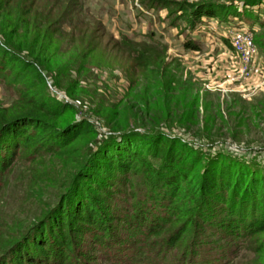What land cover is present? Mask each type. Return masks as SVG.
<instances>
[{"label":"trees","instance_id":"16d2710c","mask_svg":"<svg viewBox=\"0 0 264 264\" xmlns=\"http://www.w3.org/2000/svg\"><path fill=\"white\" fill-rule=\"evenodd\" d=\"M3 1L0 0V36L4 41H0V80L5 86H19L22 102L17 109L0 110V194L12 187L29 198L40 214L26 222L22 220L17 225L19 229L0 238V264H86L81 253V257H72L77 253L74 244L84 238L109 255L114 251L112 245L118 242V236L112 233L113 225L122 222L107 209L115 179L144 168L148 171L153 192L149 198L154 207H164L166 213L175 215V221L184 214L190 215L188 221L180 222L177 228L173 226L172 231L168 229L171 217L158 216V211L152 214L140 211L132 220L143 238L141 246L156 239L153 250L159 249L161 254L155 256L159 260L162 250L166 251L162 249L167 246L166 236L173 249L193 230L191 238L195 243L206 225L218 228L226 236L264 233L261 171L247 173L245 167L234 169L225 165L220 168V160L213 159L210 165L203 166L199 175L191 176L178 165L177 143L153 133V123L182 128L208 123L207 118L201 121L198 114L199 94L193 99L183 98L191 94L192 88L181 91L167 70L160 69L164 51L155 57L153 50L136 49L134 61L146 83L137 94L133 90L139 88L138 83L131 90L136 101L132 106L118 111L116 105L108 104L106 109L100 104L98 114L111 123V134L102 141L91 121L78 120L75 106L52 100L48 95L44 72L51 77L53 73L60 74L52 68L48 56L62 36L57 35L60 31L52 35L51 15L37 22L36 0ZM100 47L99 43L95 44L90 56ZM23 52H27L31 61L21 57ZM62 76L68 75L64 72ZM157 106L165 115L153 118V123L149 122L150 118H143L141 112L149 114ZM136 107L139 111H134ZM218 109L220 112V104ZM221 122L225 123L223 115ZM150 158L159 159L162 164L153 166ZM192 161L193 169L202 166L203 159L193 158L190 164ZM166 168L169 171L163 173ZM186 183L190 185L191 195L182 187ZM218 204H222L219 209L223 211L222 217L217 215ZM10 216L7 221H15L16 215ZM193 249L187 250L182 264L189 261V254V262L194 264L199 255ZM117 253L118 250L109 256L116 264L145 261L142 255Z\"/></svg>","mask_w":264,"mask_h":264},{"label":"rangeland","instance_id":"374dc122","mask_svg":"<svg viewBox=\"0 0 264 264\" xmlns=\"http://www.w3.org/2000/svg\"><path fill=\"white\" fill-rule=\"evenodd\" d=\"M36 1L37 22L51 15L52 35L55 31L62 35L48 56L52 68L60 74L53 73L51 77L44 72L48 95L52 100L75 106L78 120L91 121L100 140L110 136L111 123L98 114L99 107L109 109L108 104L116 105L120 111L124 106H132L136 101L131 90L138 83L136 93L133 90V94H137L146 83L134 61L136 49L153 50L155 57H160L164 51L160 69L167 70L181 86V91L192 88L191 94L183 98L193 99L199 94L200 120L208 119L207 124L182 128L153 123V118L165 115L160 106L149 114L141 112L144 119L150 118L149 122L153 123L154 134H162L177 143L178 165L195 177L203 166L219 159L220 168L222 165L234 169L245 167L247 173L261 171L264 175V0ZM205 12L219 16H207ZM242 30L252 33L256 49L247 67L232 41V33ZM0 41L4 42L2 36ZM97 43L101 46L99 51L90 56ZM27 55L23 52L21 57L31 61ZM64 72L68 76H62ZM18 89L19 86H5L0 80V110L17 109L22 102ZM134 111L139 109L136 107ZM221 115L225 123L221 122ZM196 157L203 162L193 169V161L190 163ZM150 162L153 166L162 164L159 159L150 158ZM168 171V168L162 170L163 173ZM148 177L144 168L115 179L107 209L117 219H122L113 225L112 231L118 236L117 244L112 245L118 255H142L145 261L139 262L141 264H182L183 256L194 244L198 249L193 252L198 251L199 255L194 264H264V233L226 236L210 225L202 227L197 242H192V230L184 237V242L173 249L166 236L167 246H162L166 251L162 250L159 260L155 257L159 249L153 250L156 239L141 246L143 238L132 220L140 211L151 214L158 211V216L171 217L168 226L171 230L173 226L179 227L180 222L188 221L190 215L184 214L175 221V215L166 213L164 207H154L149 198L153 192ZM182 187L186 194H192L188 183ZM27 201L29 198L12 187L0 194V238L18 228L22 220L26 222L40 214L39 209ZM217 207V215L222 217L223 211L219 210L222 204ZM13 213L15 221H7ZM76 246L73 259L81 253L86 257V264H116L109 257L114 251L108 255L100 246L90 245L87 238L76 242L74 249ZM189 261L186 264H190Z\"/></svg>","mask_w":264,"mask_h":264},{"label":"built area","instance_id":"2783aa9c","mask_svg":"<svg viewBox=\"0 0 264 264\" xmlns=\"http://www.w3.org/2000/svg\"><path fill=\"white\" fill-rule=\"evenodd\" d=\"M233 46L237 52L243 56L246 67L249 66L253 59L256 49L252 44V33L247 31H235L232 33Z\"/></svg>","mask_w":264,"mask_h":264}]
</instances>
